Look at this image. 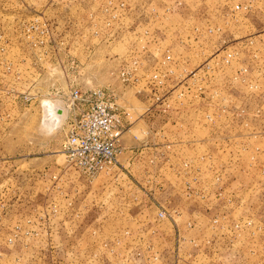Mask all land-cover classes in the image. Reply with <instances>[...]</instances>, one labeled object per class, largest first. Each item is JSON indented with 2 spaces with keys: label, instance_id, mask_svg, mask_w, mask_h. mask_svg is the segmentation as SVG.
Here are the masks:
<instances>
[{
  "label": "rangeland",
  "instance_id": "rangeland-1",
  "mask_svg": "<svg viewBox=\"0 0 264 264\" xmlns=\"http://www.w3.org/2000/svg\"><path fill=\"white\" fill-rule=\"evenodd\" d=\"M93 92L142 159L88 178ZM0 264H264V0H0Z\"/></svg>",
  "mask_w": 264,
  "mask_h": 264
},
{
  "label": "built area",
  "instance_id": "built-area-1",
  "mask_svg": "<svg viewBox=\"0 0 264 264\" xmlns=\"http://www.w3.org/2000/svg\"><path fill=\"white\" fill-rule=\"evenodd\" d=\"M242 8L246 11L251 9V5L234 6L235 10ZM84 99L82 92L71 94L72 105ZM87 102V108L71 118L61 149L69 167L93 178L100 172L119 166L125 126L122 114L116 111L113 103L106 100L103 94L93 92ZM159 215L166 217L167 214L160 211Z\"/></svg>",
  "mask_w": 264,
  "mask_h": 264
},
{
  "label": "crops",
  "instance_id": "crops-1",
  "mask_svg": "<svg viewBox=\"0 0 264 264\" xmlns=\"http://www.w3.org/2000/svg\"><path fill=\"white\" fill-rule=\"evenodd\" d=\"M141 141V138L137 135H132L131 134V131L130 130H125L123 135H122V138H121V145H122V151L120 153V157H126V155H132L130 158H129V161L130 164L134 166H136V164L140 163L139 159H142V156L141 155H137L134 157V149L136 148L137 144ZM122 157V158H123ZM147 157L148 155H146L145 158H143L144 160V163H148L149 164V159L147 160ZM150 158V157H149ZM144 174V173H143Z\"/></svg>",
  "mask_w": 264,
  "mask_h": 264
},
{
  "label": "bare ground",
  "instance_id": "bare-ground-1",
  "mask_svg": "<svg viewBox=\"0 0 264 264\" xmlns=\"http://www.w3.org/2000/svg\"><path fill=\"white\" fill-rule=\"evenodd\" d=\"M58 114H59V115H62L63 113H62V111H58Z\"/></svg>",
  "mask_w": 264,
  "mask_h": 264
}]
</instances>
